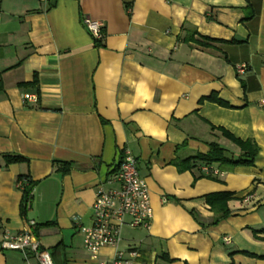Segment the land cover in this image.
I'll use <instances>...</instances> for the list:
<instances>
[{"label": "crops", "instance_id": "obj_1", "mask_svg": "<svg viewBox=\"0 0 264 264\" xmlns=\"http://www.w3.org/2000/svg\"><path fill=\"white\" fill-rule=\"evenodd\" d=\"M84 18L100 22L101 47ZM191 32L216 42L180 39ZM219 129L254 140L255 164L176 167L211 142L237 156ZM126 151L152 206L149 228L122 230L133 264H264V0H0V243L52 221L35 235L54 264H92L80 227ZM20 174L36 182L25 218ZM224 191L230 214L214 223L205 195ZM0 264L26 261L0 247Z\"/></svg>", "mask_w": 264, "mask_h": 264}, {"label": "built area", "instance_id": "obj_2", "mask_svg": "<svg viewBox=\"0 0 264 264\" xmlns=\"http://www.w3.org/2000/svg\"><path fill=\"white\" fill-rule=\"evenodd\" d=\"M83 24L94 40L104 38L99 21L84 18ZM245 68L246 65L243 64L238 71L243 72ZM22 97L24 101L31 103L38 101L36 94L24 93ZM136 163V159L126 151L117 165L115 174L107 180L111 187L100 188L96 192L91 207L90 226L80 227L83 246L89 253L92 264H133L140 256L136 248H119L124 227L149 228L151 223L150 193ZM34 224V221H29L27 227L16 234L6 232L0 247L20 251L26 264H30V257L34 258L36 264H54L50 252L41 246L32 231ZM107 246L115 249L114 255L110 260H101L99 251Z\"/></svg>", "mask_w": 264, "mask_h": 264}, {"label": "trees", "instance_id": "obj_3", "mask_svg": "<svg viewBox=\"0 0 264 264\" xmlns=\"http://www.w3.org/2000/svg\"><path fill=\"white\" fill-rule=\"evenodd\" d=\"M196 32L189 33V36L186 34L184 37H181V40L186 42H192L198 46L206 47L209 46L210 43L216 42L214 39H208V37L198 36L196 37ZM94 44L97 47H101V40H94ZM33 85H37V80L34 79L32 82ZM210 101H213L221 106L230 107L229 104L217 98L216 96L208 97ZM222 135L232 141L236 146H238L240 153L237 156L229 155L225 148H223L217 142H211L209 144V151L207 154H196L194 156L188 157L185 160L177 161L176 167L179 170H190L197 163H201L204 166L217 164L219 169H232L238 165H246L252 166L254 163V159L258 153V145L252 139L242 140L241 138L235 137L232 133L228 132L224 129H219ZM6 164L13 162H22L26 161V158L21 155H13V154H4ZM71 169V164L69 162H60L58 164V170L61 173H67ZM17 185L18 188L22 191V200L19 205L20 214L22 217H26L28 212V207L32 200V191L36 185V182L31 179V177L27 174H20L17 177ZM232 192L224 191V192H214L205 195V199L207 203L210 205L211 209L216 214V218L214 219V223L218 222L219 219L227 217L230 214V210L227 206L228 200L231 198ZM53 224L52 221L44 222L35 225L33 232L37 234L40 228L44 226H51ZM264 231V229L259 230ZM57 246V245H56ZM52 256V255H51ZM264 258V257H261Z\"/></svg>", "mask_w": 264, "mask_h": 264}]
</instances>
